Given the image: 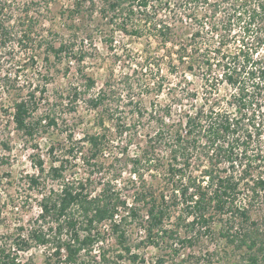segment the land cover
Returning <instances> with one entry per match:
<instances>
[{
	"label": "trees",
	"instance_id": "1",
	"mask_svg": "<svg viewBox=\"0 0 264 264\" xmlns=\"http://www.w3.org/2000/svg\"><path fill=\"white\" fill-rule=\"evenodd\" d=\"M26 2L28 18L20 17L19 39H34L36 17L28 13L40 1ZM9 8V0H0V83L9 94L14 91L12 121L16 128L28 140H35L37 134L48 132L59 122L54 115H35L39 87L20 84L22 64L12 72L5 63L4 55L11 54L7 50L8 41L14 39L15 33V25H6L2 19ZM59 14L71 23L64 24L68 34L60 45L48 44V54L52 53L56 60L72 55L74 61L82 63L86 56L83 44L100 34L110 39L112 48L117 32L166 42L182 39L175 41L177 56L174 58L170 52L169 72H176L185 80L188 73L202 78L204 99L192 111L184 109L173 117V105L153 102L149 108L129 95L132 119L117 123L118 117L116 123L110 124L120 106L114 105L112 84L107 81L90 94L86 102L96 110L95 130L80 139L68 133L67 148L58 163L47 169L38 155L35 167L39 173L28 176L27 184L34 190H41L40 178L44 183L48 178L55 182L40 201L39 217L49 224L47 232L41 225L24 233L25 227L20 225L15 238L0 243V264H25L20 252L29 249L32 242L38 245L52 242L55 255L63 257L65 264H91L82 255L91 254L97 245V254L91 255L95 264H147L128 243V219L138 220L137 225L143 228V244L159 247L163 235L173 230L165 221L172 218L175 208L180 211L178 218L183 214L191 218L189 224L208 223L217 216L240 220L241 246L248 248L249 264H264V54L260 51L264 44V0H69ZM215 38L218 41L212 46L210 39ZM231 39H238V43L230 49ZM20 44L28 47L26 40ZM140 63L143 71L155 77L147 83L148 89L162 90L165 77H161L160 63L150 56ZM152 65L158 66L157 71ZM79 70L86 80L82 85H74L71 94L74 103L95 84L83 68ZM223 82L232 90L227 99L216 95ZM184 90L185 96L198 100L197 90L185 85ZM143 118L155 120L156 129L142 139L138 128L145 123ZM117 136L125 138L121 156H127L129 148L136 147V154L127 157L130 179L137 178L134 191L123 197L107 181L99 192L92 194L88 191L89 179L67 176L71 159L82 158L87 166L102 164L100 154ZM138 137L140 140H136ZM33 146L38 147L35 143ZM161 147L169 150L167 162L159 153ZM54 149L52 145L51 152ZM202 157V162H206L204 169L201 174H193L190 171L193 161ZM146 165L157 170L166 166L165 177L169 176L158 193L146 185ZM143 208H146L144 216ZM253 208L261 211L257 220L252 217ZM122 210L124 213L119 215ZM106 222L115 236L117 253L103 245L106 235L101 227ZM64 231L67 237L63 238Z\"/></svg>",
	"mask_w": 264,
	"mask_h": 264
},
{
	"label": "rangeland",
	"instance_id": "2",
	"mask_svg": "<svg viewBox=\"0 0 264 264\" xmlns=\"http://www.w3.org/2000/svg\"><path fill=\"white\" fill-rule=\"evenodd\" d=\"M26 1L28 0H9L11 8L2 15L6 25H15L14 39L8 41L7 45V50L12 55L3 54L5 63L9 65L12 72L16 70L18 64L23 65L19 68L20 84L37 85L40 89V92H37L39 104L35 108V115H54L59 125L50 128L48 132L37 134L35 140H28L12 121L14 91L9 94L0 83V243L6 238H15L20 225L25 227L24 233H27L31 227L41 225L47 232L49 224H45L39 217L40 201L42 195L49 193V189L55 182L48 178L44 183V179L40 178L41 190H34L27 184L28 176L39 173L35 167L38 155L44 159L47 169L50 165L58 163L57 159L62 157L63 149L67 148L68 133L72 132L74 139H80L86 132L95 130L96 110L88 105L86 99L90 94L96 93L105 82L110 81L112 84L116 95L114 105H120L117 114L112 121H109L110 124L116 123L118 117L120 119L117 123L120 120L132 119L133 104H130L128 100L129 95H132L134 99L142 100L149 108L153 102L173 105L172 115L177 117L184 109L191 110L200 105L205 94L204 81L199 76L188 73L185 80L180 74L169 72L170 52L173 53L174 58L177 56V49L174 48L175 41L181 42L182 39H171L166 42L164 39L136 38L117 32L112 48L110 39H105L104 35L100 34L95 39L86 40L83 44L86 56L82 63L74 61L72 55L56 60L52 53L48 54V44L54 43L57 47L64 40L62 38L68 34L65 25L71 23V20L67 17L61 18L59 13L67 7L69 0H38L40 5H34L35 7H32L28 13L29 16L36 17L34 26L37 32H34V39H19V33L22 34L21 27L18 26L20 17L22 20L28 18L25 17L28 3ZM235 29L237 30V27ZM21 40L28 41L27 48L21 46ZM217 41V38L210 39L212 46L216 45ZM237 43L238 39H231L230 49ZM260 51L264 54V44ZM148 56L154 57L160 63L161 77H165V86L162 90L148 89L146 86L148 82L155 79L151 73L143 71L140 67V62H144ZM152 66L154 72L157 71L158 66ZM82 68L86 75L94 78L95 84L87 94L82 95L74 103L71 95L74 85L77 83L82 85L86 80L85 76L80 75L79 69ZM184 85L199 92L197 101L194 100L196 98L192 99L184 95L186 93ZM27 90L28 88L24 87L23 91L27 92ZM217 91L218 98L227 99L232 90L223 82ZM147 118H143L145 126L143 124L138 128L141 138L156 129L155 120ZM136 140H140L139 137ZM124 141L125 138L115 137L114 142L100 154L99 159L102 164L97 166H87L82 158L71 159V167L66 172L67 176L89 179L88 191L92 194L99 192L103 183L109 181L122 193L123 197H126L128 193L134 191V183L137 182V178L130 179L132 172L127 157H132L137 151L136 147L132 146L127 156H121ZM34 143L38 145L37 148L33 146ZM52 145L55 149L51 152ZM159 153L164 162L170 159L168 148L161 147ZM66 155L67 153L64 156L68 157ZM202 161L204 157L193 161L194 166L190 168L193 174H201V170L206 165V162ZM144 171L148 189L156 190L158 193L161 187L166 185V179L169 176L165 177L166 166L157 170L146 165ZM55 186L57 187V184ZM128 201L133 202L130 199ZM241 201H244L243 197H240ZM142 211L141 214L144 216L146 208ZM179 212V208H175L172 218L165 221L166 226L173 230L163 235L159 247L143 244L142 239L145 235L143 228L137 225L138 220L128 219L126 225L128 243L140 253L147 264L149 262L151 264H249L248 248L241 246V234L238 230L240 220L217 216L211 218L208 223L189 224L191 218H187L186 214L178 218ZM122 213H124L123 210L119 215ZM260 215L261 211L258 212L257 208H253V219L257 220ZM108 224L106 222L101 227L102 233L106 235L103 245L106 244V249L110 246L113 248L110 251L117 253L114 250L117 242ZM51 233L54 235V231ZM61 236L67 237V233L64 231ZM11 241L10 239V243ZM97 248L98 245L89 255L83 253L82 259L87 262L90 260L91 264H95L91 255L97 254ZM20 255L25 264H65L63 257L60 259L55 255L52 242L46 245L32 242L31 247L21 251ZM159 259L162 262L158 263Z\"/></svg>",
	"mask_w": 264,
	"mask_h": 264
}]
</instances>
